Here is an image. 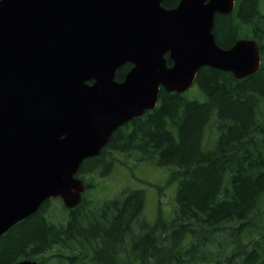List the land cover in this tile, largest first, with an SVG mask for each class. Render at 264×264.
I'll use <instances>...</instances> for the list:
<instances>
[{"label": "water", "instance_id": "obj_1", "mask_svg": "<svg viewBox=\"0 0 264 264\" xmlns=\"http://www.w3.org/2000/svg\"><path fill=\"white\" fill-rule=\"evenodd\" d=\"M163 1L0 0V235L49 198L77 206L82 161L155 108L161 87L185 92L203 66L237 79L259 68L254 39H214L234 0Z\"/></svg>", "mask_w": 264, "mask_h": 264}, {"label": "trees", "instance_id": "obj_2", "mask_svg": "<svg viewBox=\"0 0 264 264\" xmlns=\"http://www.w3.org/2000/svg\"><path fill=\"white\" fill-rule=\"evenodd\" d=\"M263 3L234 0L231 12L216 13V43L254 39L263 57ZM131 66L119 67L115 80ZM195 84L182 93L161 87L155 108L119 126L98 155L82 161L77 206L62 204L66 213L56 214L49 198L0 235V264H264V61L240 79L203 66ZM114 153L169 170L167 183H177L170 219L141 222L137 188L89 206L96 201L86 199L93 184L85 175L104 174Z\"/></svg>", "mask_w": 264, "mask_h": 264}, {"label": "rangeland", "instance_id": "obj_3", "mask_svg": "<svg viewBox=\"0 0 264 264\" xmlns=\"http://www.w3.org/2000/svg\"><path fill=\"white\" fill-rule=\"evenodd\" d=\"M264 13V3L262 5ZM264 61V56H261ZM194 83L190 89H196ZM110 166L105 173L93 172L86 174L93 187L85 194L87 200L96 201L89 206L99 205L100 201L111 199L129 189H142L144 202L140 210L141 222L155 223L158 216L170 219L175 207L176 182L167 183L168 169L164 166L136 161L135 156L126 157L125 153H114ZM106 160V157L105 159ZM103 160V161H104ZM52 206L54 213H66L57 198ZM136 227V226H135Z\"/></svg>", "mask_w": 264, "mask_h": 264}, {"label": "flooded vegetation", "instance_id": "obj_4", "mask_svg": "<svg viewBox=\"0 0 264 264\" xmlns=\"http://www.w3.org/2000/svg\"><path fill=\"white\" fill-rule=\"evenodd\" d=\"M155 222H156V221H155ZM153 224H155V223H153ZM154 227H155V226H154ZM156 228H157V227H155V228L153 229V233H154V232H156V231H155V230H156Z\"/></svg>", "mask_w": 264, "mask_h": 264}]
</instances>
